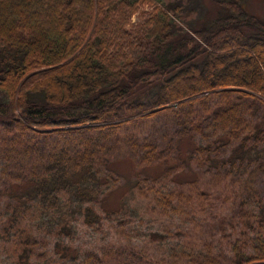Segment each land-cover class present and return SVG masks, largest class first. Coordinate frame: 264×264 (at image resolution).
Returning <instances> with one entry per match:
<instances>
[{"label":"trees","instance_id":"1","mask_svg":"<svg viewBox=\"0 0 264 264\" xmlns=\"http://www.w3.org/2000/svg\"><path fill=\"white\" fill-rule=\"evenodd\" d=\"M214 4L181 33V4L166 0H0V264H113L105 256L118 249L89 244L104 230L156 243L149 264H264V206L252 194L264 174V22L244 0ZM118 153L135 166L130 193L174 228L154 232L136 208L109 203ZM188 173L197 179H177ZM204 177L230 184L229 208L211 222L229 233V257L179 240L204 209L191 206Z\"/></svg>","mask_w":264,"mask_h":264},{"label":"rangeland","instance_id":"2","mask_svg":"<svg viewBox=\"0 0 264 264\" xmlns=\"http://www.w3.org/2000/svg\"><path fill=\"white\" fill-rule=\"evenodd\" d=\"M194 0H166V2H171V4H181L177 6L179 20L175 18V23L177 28H182L181 33L185 31L186 23L190 20L197 21L203 13L207 14L210 10L214 12L217 10V7L214 4V0H198L200 2V7L192 12H187L189 8H192L194 5ZM244 7L246 10L253 16L261 19L264 22V0H244ZM149 8L147 6L143 7V10L147 11ZM200 10V13L198 11ZM138 13H136L131 18V23H134L139 19ZM186 22V23H185ZM177 30V29H176ZM141 95L143 101H146L149 98H153L155 95L154 90L141 89L137 92ZM201 109L197 108L199 112ZM158 131L163 128H157ZM142 129H135L134 132H141ZM188 143L184 140L182 143V149L188 150ZM113 168L122 176V183L111 196L109 203L112 206L116 207L119 200L120 204H128L136 208L143 216L147 223L148 227H154V232L162 231L163 229L174 228L176 223L171 224L168 219H166L157 209H152L151 201L145 196H141L137 191L130 193L129 189L132 187V182L136 176L135 166L133 165L130 157L124 153H118L116 159L114 160ZM161 173L159 168L151 169L148 171L149 175L156 176ZM181 182H187L196 180L197 177L195 174H184L177 178ZM215 181L212 180V177H204L201 181H198L195 188L200 192L205 194L201 198L196 200L195 197L191 201V206L197 205L199 203L204 204L203 211H200L198 208L194 209L187 218L183 214L182 218L188 220L186 226V234H181L179 240L192 247L202 246L201 240L205 239L207 244H213L214 246H219L220 249L227 255V242L229 240L228 234L222 232L214 227L211 222H216V217L222 216L226 213L229 208V204L226 202V197L229 192V182H221L215 188L213 187ZM253 189L256 192H252L255 195L256 199L260 201L262 206H264V174L260 175L255 180V185ZM188 194L185 192V197L182 201V206L187 205ZM225 201V202H224ZM199 220V222H205L204 227L200 228L195 226L193 219ZM84 237L87 238L91 236L93 232L89 229H82ZM127 232H122L120 235L111 233L110 231L104 230L96 236L95 239H91L89 244L98 248L97 254H103L110 252L113 249H118V252L122 253L119 257H109L105 256V259L109 263L116 264L117 261H121L124 258V263L122 264H149L150 260L153 258H158L162 254V250L158 248L156 243L143 242L136 243L135 241H130L126 239ZM70 244V243H69ZM73 247L80 248V229L79 236L75 238ZM5 246H11V244H1ZM147 251V254L145 253ZM68 256L74 257L75 255L69 250ZM229 257V255H227Z\"/></svg>","mask_w":264,"mask_h":264}]
</instances>
